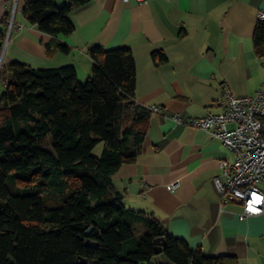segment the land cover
Wrapping results in <instances>:
<instances>
[{
	"label": "trees",
	"instance_id": "1",
	"mask_svg": "<svg viewBox=\"0 0 264 264\" xmlns=\"http://www.w3.org/2000/svg\"><path fill=\"white\" fill-rule=\"evenodd\" d=\"M89 1L24 0L23 14L51 36L49 54L68 52L57 36L74 31L69 14ZM10 18L0 21V56ZM253 42L264 59V20ZM88 54L93 67L85 82L72 64L0 66V264H78L79 256L87 264H239L235 255L191 247L157 217L125 206L112 176L136 159L151 111L134 98L136 64L128 46L95 45ZM152 57L166 60L163 50ZM134 222L146 228L140 235ZM160 236L170 262L151 261Z\"/></svg>",
	"mask_w": 264,
	"mask_h": 264
},
{
	"label": "crops",
	"instance_id": "2",
	"mask_svg": "<svg viewBox=\"0 0 264 264\" xmlns=\"http://www.w3.org/2000/svg\"><path fill=\"white\" fill-rule=\"evenodd\" d=\"M23 7L24 0H0V21L15 11L3 62L72 64L82 81L92 72L91 47L131 49L134 98L161 111L150 112L136 159L112 176L125 206L157 217L169 234L209 255L264 264V212L240 219L241 204L222 205L215 183L221 160L233 158V150L189 124L192 117L223 111L226 88L248 95L263 84L264 59L255 53L253 36L264 0H90L69 14L74 31L57 36L69 51L50 54L45 43L51 36L27 20ZM157 50L166 60L154 61ZM176 180L180 185L172 189Z\"/></svg>",
	"mask_w": 264,
	"mask_h": 264
},
{
	"label": "built area",
	"instance_id": "3",
	"mask_svg": "<svg viewBox=\"0 0 264 264\" xmlns=\"http://www.w3.org/2000/svg\"><path fill=\"white\" fill-rule=\"evenodd\" d=\"M123 1L139 3L146 0ZM258 18L264 20V9L259 11ZM148 109L161 111L158 105ZM176 119L181 121L179 116ZM189 124L209 132L233 150V158L220 162L222 175L215 177L222 205L238 201L241 204L240 219L264 212V82L248 95H236L226 88L223 111L192 117ZM179 185L180 181L176 180L170 187L175 189Z\"/></svg>",
	"mask_w": 264,
	"mask_h": 264
},
{
	"label": "rangeland",
	"instance_id": "4",
	"mask_svg": "<svg viewBox=\"0 0 264 264\" xmlns=\"http://www.w3.org/2000/svg\"><path fill=\"white\" fill-rule=\"evenodd\" d=\"M61 5H63V4H61ZM11 20H13L12 21V26H13V22H14V17L11 15V18H10V23H11ZM12 30V29H11ZM10 37V36H9ZM9 39V38H8ZM8 41V40H7ZM87 80V78H84L81 82H85ZM0 85H1V82H0ZM2 86V85H1ZM1 86H0V90H1ZM102 148H103V143L101 142V143H99L96 147H95V149H94V153L96 154V155H99L100 153H101V150H102ZM134 229H135V231H136V234L137 235H140L142 232H144L145 231V226H144V224L143 223H141V222H134ZM151 261H153L154 263H161V262H170V259H169V257L167 256V254L164 252V251H162V252H159V253H155L154 255H153V257H152V259H151Z\"/></svg>",
	"mask_w": 264,
	"mask_h": 264
},
{
	"label": "water",
	"instance_id": "5",
	"mask_svg": "<svg viewBox=\"0 0 264 264\" xmlns=\"http://www.w3.org/2000/svg\"><path fill=\"white\" fill-rule=\"evenodd\" d=\"M11 29H12V25H11V23H10L9 28H8V31H7V39H8L9 36H10ZM3 52H4V51H2V54H1V56H0V65H1V61H2ZM92 230H93V226L90 225V226L86 229V233H87V234H90ZM164 246H165V238H164L163 236H160V237H157V238L154 239V251H155V253L162 252ZM93 262L96 263L97 260H94ZM77 263H78V264H87V258L82 257V256H79V259H78V262H77Z\"/></svg>",
	"mask_w": 264,
	"mask_h": 264
},
{
	"label": "snow or ice",
	"instance_id": "6",
	"mask_svg": "<svg viewBox=\"0 0 264 264\" xmlns=\"http://www.w3.org/2000/svg\"><path fill=\"white\" fill-rule=\"evenodd\" d=\"M258 202V201H257Z\"/></svg>",
	"mask_w": 264,
	"mask_h": 264
}]
</instances>
